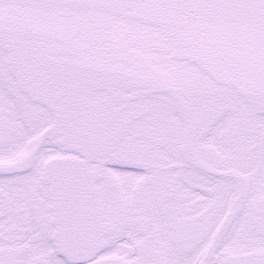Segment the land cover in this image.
<instances>
[{"label":"snow or ice","instance_id":"snow-or-ice-1","mask_svg":"<svg viewBox=\"0 0 264 264\" xmlns=\"http://www.w3.org/2000/svg\"><path fill=\"white\" fill-rule=\"evenodd\" d=\"M0 264H264V0H0Z\"/></svg>","mask_w":264,"mask_h":264}]
</instances>
